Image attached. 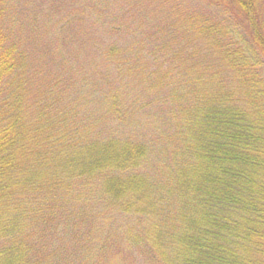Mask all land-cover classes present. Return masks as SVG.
Here are the masks:
<instances>
[{
  "label": "trees",
  "instance_id": "1",
  "mask_svg": "<svg viewBox=\"0 0 264 264\" xmlns=\"http://www.w3.org/2000/svg\"><path fill=\"white\" fill-rule=\"evenodd\" d=\"M5 1L0 264H264V0H149L109 25L76 7L54 124L27 119Z\"/></svg>",
  "mask_w": 264,
  "mask_h": 264
},
{
  "label": "rangeland",
  "instance_id": "2",
  "mask_svg": "<svg viewBox=\"0 0 264 264\" xmlns=\"http://www.w3.org/2000/svg\"><path fill=\"white\" fill-rule=\"evenodd\" d=\"M149 0H6L5 25L10 37L26 62L25 87L30 91L25 105L28 107V121L42 108L45 115L58 112L68 105L70 100L60 101V94L76 81V7H82V16L99 24H113L121 20L124 13H138L140 5ZM177 0H171L174 4ZM182 3L194 0H181ZM191 4V3H190ZM132 22V21H129ZM263 67V66H262ZM264 68V67H263ZM261 70V69H260ZM264 74V73H263ZM70 94V93H69ZM172 99L171 94H164ZM51 123H48V126ZM56 126L57 127H60ZM156 153V152H155ZM153 154L149 172L154 174L159 162H167L161 153ZM126 222L122 226H125ZM136 260V259H135ZM118 264H128L118 261Z\"/></svg>",
  "mask_w": 264,
  "mask_h": 264
}]
</instances>
